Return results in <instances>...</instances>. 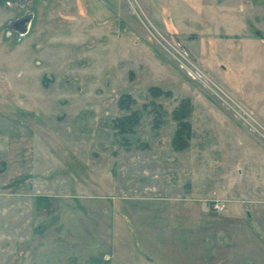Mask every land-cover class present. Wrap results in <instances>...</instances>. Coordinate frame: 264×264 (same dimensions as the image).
Listing matches in <instances>:
<instances>
[{"label":"rangeland","instance_id":"374dc122","mask_svg":"<svg viewBox=\"0 0 264 264\" xmlns=\"http://www.w3.org/2000/svg\"><path fill=\"white\" fill-rule=\"evenodd\" d=\"M224 1L231 23L264 18V0ZM28 13L17 38L7 23ZM206 19L197 0H0V112L16 115L0 128L21 119L34 143L5 264H264L261 137L156 41L222 88L189 50L199 37L206 56ZM227 43L214 65L231 62L240 95L222 89L264 130V43Z\"/></svg>","mask_w":264,"mask_h":264},{"label":"crops","instance_id":"0c3cea01","mask_svg":"<svg viewBox=\"0 0 264 264\" xmlns=\"http://www.w3.org/2000/svg\"><path fill=\"white\" fill-rule=\"evenodd\" d=\"M197 1L200 5H202V12L206 15V21L211 23L212 31L210 33L207 29L209 27L206 25V35L211 37H208L209 39H205V42L202 41L201 37L199 39L203 45H208V50L205 52L206 56H202L201 49L198 47V43L196 42L199 37L188 43L190 54L199 64L202 65L205 70H207L209 76H214L215 81L218 82L222 88H225L227 91L230 89L232 95L239 97L240 88L238 75L231 62L220 57L219 60L221 62L227 63L226 65H218V70L214 65V61L215 59H218L219 52L221 53L222 49L228 45L227 39H233L235 43L234 49L237 52L242 51L243 43H241V41H246L248 43L258 41L259 44H263L264 29L262 27V22L264 21L262 20H264V18L255 16L254 14H250L248 12L249 14L247 13L245 16H241V18L237 19L236 22L232 20L231 23L230 19L227 18L226 15L228 14L227 10L224 9V0ZM232 1L233 4L236 3V0ZM253 1L254 3L257 2V0ZM241 4L245 8L244 3L239 0L236 5L237 10L238 6ZM241 12L243 13L244 10ZM1 84L2 83H0V85ZM15 116H2L0 112V121L2 119L3 121H7L10 120V117ZM9 123L5 125L3 131H1L0 128V231L4 230L7 225L5 222L6 213H12L13 215L17 214V161H21L24 164L22 161L25 157L24 151L28 149V153V151H31L32 147H34L33 138L26 134V132L29 131L23 127V120L20 119V122L15 124L16 126L13 125V129L9 128L12 126V124ZM22 179H25V176H23ZM26 181H28V179H25L24 182ZM45 198L43 197L41 200L45 201ZM6 205H12L13 209L6 210ZM5 235L6 234L4 232L0 233V264H5L8 251L5 247L8 243ZM8 244L13 247L17 246L15 239L12 243ZM13 249L14 248H10L9 252L13 251Z\"/></svg>","mask_w":264,"mask_h":264},{"label":"built area","instance_id":"2783aa9c","mask_svg":"<svg viewBox=\"0 0 264 264\" xmlns=\"http://www.w3.org/2000/svg\"><path fill=\"white\" fill-rule=\"evenodd\" d=\"M159 46L164 50L169 57L176 63L178 68L192 81L200 83L206 89L218 98L227 110L232 111L238 122L249 132L257 134L261 137L262 145L264 146V130L255 122L252 115L248 113L242 106L234 101L221 87L215 84L208 76L203 74L201 70L188 58V56L164 39L162 35H158L156 39ZM213 211L222 213L224 206L221 202H214Z\"/></svg>","mask_w":264,"mask_h":264},{"label":"water","instance_id":"95a60500","mask_svg":"<svg viewBox=\"0 0 264 264\" xmlns=\"http://www.w3.org/2000/svg\"><path fill=\"white\" fill-rule=\"evenodd\" d=\"M28 0H18L19 6L24 7ZM32 14L28 13L7 23V29L14 31L17 38L24 37L31 27ZM9 35V32L8 34Z\"/></svg>","mask_w":264,"mask_h":264},{"label":"flooded vegetation","instance_id":"af4514ba","mask_svg":"<svg viewBox=\"0 0 264 264\" xmlns=\"http://www.w3.org/2000/svg\"><path fill=\"white\" fill-rule=\"evenodd\" d=\"M17 1H18V0H17ZM28 1H29V0H28ZM28 1H27V2H28ZM18 4H19V3H18ZM25 5H26V4H25ZM25 5H24V6H25ZM22 16H23V15H21V16H19V17H22ZM19 17H17V18H19ZM29 30H30V29H29Z\"/></svg>","mask_w":264,"mask_h":264},{"label":"trees","instance_id":"16d2710c","mask_svg":"<svg viewBox=\"0 0 264 264\" xmlns=\"http://www.w3.org/2000/svg\"><path fill=\"white\" fill-rule=\"evenodd\" d=\"M180 139V137H178V140Z\"/></svg>","mask_w":264,"mask_h":264}]
</instances>
